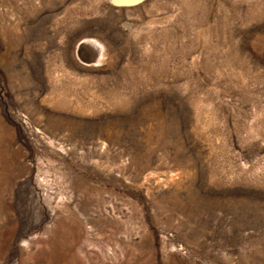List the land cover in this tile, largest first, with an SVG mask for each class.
<instances>
[{
	"label": "rangeland",
	"instance_id": "obj_1",
	"mask_svg": "<svg viewBox=\"0 0 264 264\" xmlns=\"http://www.w3.org/2000/svg\"><path fill=\"white\" fill-rule=\"evenodd\" d=\"M125 6L0 0V264H264V0Z\"/></svg>",
	"mask_w": 264,
	"mask_h": 264
},
{
	"label": "water",
	"instance_id": "obj_2",
	"mask_svg": "<svg viewBox=\"0 0 264 264\" xmlns=\"http://www.w3.org/2000/svg\"><path fill=\"white\" fill-rule=\"evenodd\" d=\"M117 4H135L137 3L139 0H115Z\"/></svg>",
	"mask_w": 264,
	"mask_h": 264
},
{
	"label": "bare ground",
	"instance_id": "obj_3",
	"mask_svg": "<svg viewBox=\"0 0 264 264\" xmlns=\"http://www.w3.org/2000/svg\"><path fill=\"white\" fill-rule=\"evenodd\" d=\"M124 5H126V6H133V5H127V4H124ZM126 6H125V7H126Z\"/></svg>",
	"mask_w": 264,
	"mask_h": 264
}]
</instances>
